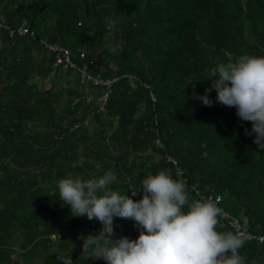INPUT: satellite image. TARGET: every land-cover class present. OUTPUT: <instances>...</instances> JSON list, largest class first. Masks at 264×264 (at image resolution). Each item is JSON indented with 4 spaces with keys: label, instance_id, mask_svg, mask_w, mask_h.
Instances as JSON below:
<instances>
[{
    "label": "trees",
    "instance_id": "16d2710c",
    "mask_svg": "<svg viewBox=\"0 0 264 264\" xmlns=\"http://www.w3.org/2000/svg\"><path fill=\"white\" fill-rule=\"evenodd\" d=\"M0 23V264H105L80 259L79 237L102 224L72 216L57 185L106 171L118 178L111 189L131 196L172 169L190 199L220 194L222 209L264 236V149L244 133L252 123L215 102L214 89L211 107L195 98L211 68L264 56V0H0ZM23 24L35 37L11 34ZM41 39L69 48L92 75L118 78L105 111L84 98L73 105L88 93L80 79L61 84L77 72L55 67ZM218 219L217 231L234 234ZM114 224L117 237L140 235L133 220ZM243 241L242 264H264V240Z\"/></svg>",
    "mask_w": 264,
    "mask_h": 264
},
{
    "label": "clouds",
    "instance_id": "9594fccd",
    "mask_svg": "<svg viewBox=\"0 0 264 264\" xmlns=\"http://www.w3.org/2000/svg\"><path fill=\"white\" fill-rule=\"evenodd\" d=\"M210 77V87L195 98L211 107L214 89L215 102L235 107L242 122H251L244 133L254 134V143L264 149V56L245 55L219 64L210 69ZM175 176H180L179 168ZM117 182L111 171L89 180L69 176L58 182L59 199L70 206L72 216L102 224L97 234L79 237L81 260L94 254L105 264H242L238 250L243 239L217 231L218 218L223 216L219 198L190 199L184 180L174 179L172 169L148 175L139 190L130 191L131 196L113 191L111 185ZM192 190L197 191L196 186ZM138 191L143 197L134 200ZM115 218L135 221L138 238L117 237ZM59 259L61 264H74L72 256Z\"/></svg>",
    "mask_w": 264,
    "mask_h": 264
},
{
    "label": "built area",
    "instance_id": "2783aa9c",
    "mask_svg": "<svg viewBox=\"0 0 264 264\" xmlns=\"http://www.w3.org/2000/svg\"><path fill=\"white\" fill-rule=\"evenodd\" d=\"M0 25H2L0 23ZM17 32L19 35H31L32 37H35V32L32 30H29V28L26 26V24H23V26H20L16 30H11V34H14V32ZM41 45L43 48L48 51L49 53H52L55 57V62L54 66L55 67H63L68 70H74L77 72L80 82L82 84L89 85L90 87L95 88L98 90L97 95L93 93H88L87 95L82 96H76L73 101V105H77L81 102V100L84 98L87 103H93V107L97 111H105L110 90L112 87V84L118 80V78H103L100 76H95L92 75L88 71V64L86 63L85 60H83L80 64H78L74 58L71 50L63 45H60L58 43H53L49 42L46 39H41L40 40ZM80 58L84 59L85 54L82 52L80 54ZM129 78H133L132 75H129ZM79 125L75 124L72 129L78 128ZM168 160L173 162L174 165L178 168L177 166V161L172 157L169 156ZM180 169V168H179ZM183 173V171L180 169V175ZM201 197L207 199V198H212L214 201L219 198V204L218 207L221 208L220 203L222 201V196L220 194H200ZM222 209V208H221ZM223 211V216L220 217L221 219V224L226 227H230L234 230V234H238L241 239H258L260 241L264 240V236L262 237H257L251 233L249 228L247 227L246 224L242 223L239 221L236 217L222 209ZM55 238V236H53Z\"/></svg>",
    "mask_w": 264,
    "mask_h": 264
},
{
    "label": "crops",
    "instance_id": "0c3cea01",
    "mask_svg": "<svg viewBox=\"0 0 264 264\" xmlns=\"http://www.w3.org/2000/svg\"><path fill=\"white\" fill-rule=\"evenodd\" d=\"M66 82H67L66 79H63L61 84L64 83V85H67ZM80 83H81V82H80ZM51 85H52V80H51L50 78L44 80V82H43V86H44L46 89L50 88ZM81 85H82V88L85 89V92H86V93H93L92 91H94V88L90 87L89 85L82 84V83H81ZM64 97H65V95L63 96V98H64ZM60 104H61V103H60Z\"/></svg>",
    "mask_w": 264,
    "mask_h": 264
},
{
    "label": "rangeland",
    "instance_id": "374dc122",
    "mask_svg": "<svg viewBox=\"0 0 264 264\" xmlns=\"http://www.w3.org/2000/svg\"><path fill=\"white\" fill-rule=\"evenodd\" d=\"M67 77H69L74 83H76V81L78 82V80L80 79L78 74H76V73H72L70 76H67V74L64 73L62 76H58L57 78L62 80V79H65Z\"/></svg>",
    "mask_w": 264,
    "mask_h": 264
}]
</instances>
